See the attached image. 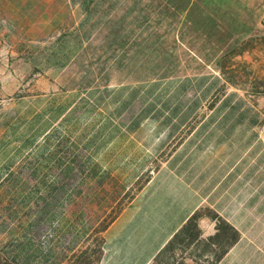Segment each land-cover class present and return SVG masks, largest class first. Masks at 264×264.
Here are the masks:
<instances>
[{
  "label": "rangeland",
  "instance_id": "obj_1",
  "mask_svg": "<svg viewBox=\"0 0 264 264\" xmlns=\"http://www.w3.org/2000/svg\"><path fill=\"white\" fill-rule=\"evenodd\" d=\"M253 93H264V0H0V264H97L147 152L192 132L225 144L248 128L233 123L260 134ZM132 166L142 174L123 189ZM249 219L233 258L264 264V200ZM215 229L209 240L198 224V239L150 264H215L238 241Z\"/></svg>",
  "mask_w": 264,
  "mask_h": 264
},
{
  "label": "crops",
  "instance_id": "obj_2",
  "mask_svg": "<svg viewBox=\"0 0 264 264\" xmlns=\"http://www.w3.org/2000/svg\"><path fill=\"white\" fill-rule=\"evenodd\" d=\"M231 125L248 128L234 127L226 143L214 147L201 146L210 134L192 132L179 138L168 135L159 151H146L145 180L103 230L97 264H150L187 221L203 209L216 217L200 220V228H209L204 236L216 234L217 219L238 236V241L215 264H236L233 250L252 236L250 204L263 205L264 126L259 134L256 121ZM238 137L240 142L235 141ZM172 142L175 144L170 145ZM200 147L199 156L189 161ZM212 148L216 151L211 152ZM160 154L163 155L158 158ZM205 154L210 156L203 161ZM154 161L157 163L152 167ZM202 161L204 164L198 166ZM187 162L188 167H184ZM131 174L123 189L130 188L142 172L135 168Z\"/></svg>",
  "mask_w": 264,
  "mask_h": 264
},
{
  "label": "trees",
  "instance_id": "obj_3",
  "mask_svg": "<svg viewBox=\"0 0 264 264\" xmlns=\"http://www.w3.org/2000/svg\"><path fill=\"white\" fill-rule=\"evenodd\" d=\"M253 94H260L264 96V93H253ZM201 211L196 212L188 221L187 223L174 235V237L168 242V244L160 251V253L155 257L154 261L157 260L166 250H168L169 248H171V246L173 245V243H175L181 236H188L190 237V239L195 240L198 239L200 237V233L198 230V224L200 222V220L202 218H204L201 215ZM212 214V213H211ZM215 215H211L210 219H215ZM217 221H219L220 223H222L223 227L226 228L228 231L233 232L234 234H236V232L230 227L228 226L226 223H224L223 221L217 219ZM214 237V236H213ZM209 240H212V236H210ZM224 254V252L221 254V256ZM221 256L219 257V259L221 258ZM218 259V260H219ZM217 260V261H218ZM216 261V262H217ZM215 262V263H216Z\"/></svg>",
  "mask_w": 264,
  "mask_h": 264
}]
</instances>
